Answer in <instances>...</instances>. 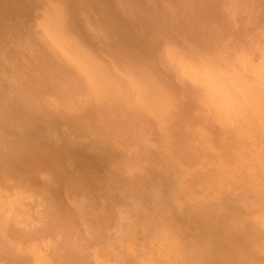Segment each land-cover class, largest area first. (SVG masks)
Listing matches in <instances>:
<instances>
[{"label":"rangeland","instance_id":"obj_1","mask_svg":"<svg viewBox=\"0 0 264 264\" xmlns=\"http://www.w3.org/2000/svg\"><path fill=\"white\" fill-rule=\"evenodd\" d=\"M22 4L20 33L36 44L35 34L43 48L46 24L69 5L89 44L98 42L92 28L105 27L98 15L109 5L114 15L104 20L113 16L116 36L112 47L96 45L93 57L64 47L77 82L32 87L58 114L53 138L72 152L64 151L75 179L57 167L45 168L49 188L36 173L25 184L2 178L0 264H197L202 222L244 230L234 233L232 255L252 264L240 245L264 238V0ZM24 54L46 56L30 46ZM81 155L97 160L91 182L74 164Z\"/></svg>","mask_w":264,"mask_h":264},{"label":"bare ground","instance_id":"obj_2","mask_svg":"<svg viewBox=\"0 0 264 264\" xmlns=\"http://www.w3.org/2000/svg\"><path fill=\"white\" fill-rule=\"evenodd\" d=\"M22 1L0 0V55H4V59L7 60V64L0 66V183L3 181L2 178L11 179L13 177L17 179L18 182L16 183L25 184L29 181L30 174L36 173L34 177L40 179L41 184L49 188L51 184L49 185V182L43 178L44 173H46L45 168L57 167L59 171L64 169L71 180L75 179L74 175L68 171L72 161L67 159L64 151L72 152L66 146L61 150L60 144L54 141V131H52L51 127L54 128L56 123L59 122L58 114L51 111L46 103L47 98L44 99L43 95L38 96L32 87L40 82L42 85L51 88L54 84L63 82V79L67 78L77 82L76 76L71 78L66 72L71 73L74 70L69 68V66L72 67L71 63L64 60V56H66L64 49L68 47L70 54L87 50L90 51V56L93 57V54H97L95 47L99 43L110 44V47H112V36H116V31L111 30L110 27L112 23L110 21L113 16L110 15L111 17L108 21L104 20L109 13L107 8H110L109 5H104L98 15V19H102L101 21L105 27L98 24L93 25L92 30L98 31L96 32L98 37L96 41L98 42L89 44L84 29H82V23L78 24L75 18L69 17L75 8V5H69L70 9L62 10L55 20H51L46 24V28L42 31L44 44L46 45V48H43L35 34L34 41L36 44L30 35L20 33L23 29L20 25V22H22L21 18L27 17V8L22 4ZM109 14L114 15V13ZM135 20L137 18H134L133 24ZM105 32L108 34H105ZM79 35L82 36L81 39ZM76 37L78 38L76 39ZM9 41H13L16 44V48L9 47ZM27 46L46 56L26 57L24 51ZM99 47L102 48V46ZM91 52H93L92 55ZM121 54L125 53L122 51ZM126 55L128 56V53L124 56ZM90 56L86 55V58L91 60ZM129 56L132 55L129 54ZM114 61H116V64L118 63L119 67L120 60L114 59ZM84 62L85 59L83 58ZM106 65L108 66L107 63ZM33 70L42 71V73L36 76ZM123 70L121 69L120 72H123ZM2 72H6V75H2ZM26 72L28 73L27 75H25ZM8 75L13 78L11 83L4 82L5 77ZM143 76L146 77V75ZM145 79L143 80L144 82L146 81ZM149 82L150 84L147 85L155 90L157 86L154 87L153 83L155 84L156 82L151 83V80ZM6 84L13 86L8 90ZM46 107L49 108V113L46 111ZM171 107L174 108L176 106ZM72 124V132L79 133L81 131L80 125L78 123ZM74 164L80 176L83 178L88 176V182H91L99 171L97 160L91 156L81 155ZM74 164L72 165L73 167ZM80 181L83 185L85 184L84 180ZM86 188L90 189V187ZM44 189L46 190V188ZM30 192L32 193V190ZM49 209L50 213L58 212V208L55 205H49ZM194 220L188 219L189 223H186V225L192 226ZM250 227L254 228L250 229L251 233L259 232L254 225ZM199 229L200 236L204 237L202 245L205 246V249L202 255L197 254L195 256L197 264H240L232 255L237 251L233 236L235 232H244V230L234 228L219 231L217 224H214L210 229L203 222L199 224ZM260 241L264 243L263 236H261L257 244L250 239L240 245L242 254L247 256L245 259L252 264H264V247L260 246ZM202 259H206V261Z\"/></svg>","mask_w":264,"mask_h":264}]
</instances>
